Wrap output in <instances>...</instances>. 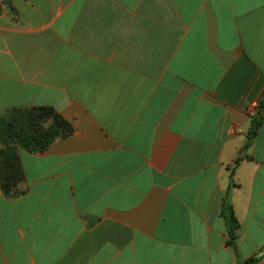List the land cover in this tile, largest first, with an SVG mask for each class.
I'll use <instances>...</instances> for the list:
<instances>
[{"label":"crops","instance_id":"0c3cea01","mask_svg":"<svg viewBox=\"0 0 264 264\" xmlns=\"http://www.w3.org/2000/svg\"><path fill=\"white\" fill-rule=\"evenodd\" d=\"M254 104L264 112V0H0V117L51 106L73 126L20 150L18 196L0 174V264L261 254Z\"/></svg>","mask_w":264,"mask_h":264},{"label":"trees","instance_id":"16d2710c","mask_svg":"<svg viewBox=\"0 0 264 264\" xmlns=\"http://www.w3.org/2000/svg\"><path fill=\"white\" fill-rule=\"evenodd\" d=\"M263 108V105L261 106ZM253 117L249 142L253 141L264 120V112ZM72 124L54 107L31 106L10 108L0 117V174L1 187L7 197H16L22 192L19 184L24 181L20 150L31 153L45 151L53 142L72 134ZM229 244H235L236 230L240 224L232 207H228ZM264 258L261 254L242 260L238 264H256Z\"/></svg>","mask_w":264,"mask_h":264},{"label":"built area","instance_id":"2783aa9c","mask_svg":"<svg viewBox=\"0 0 264 264\" xmlns=\"http://www.w3.org/2000/svg\"><path fill=\"white\" fill-rule=\"evenodd\" d=\"M259 111H260V106L254 104L252 106V109H250V114L252 115V117H255V116H257L259 114Z\"/></svg>","mask_w":264,"mask_h":264},{"label":"water","instance_id":"95a60500","mask_svg":"<svg viewBox=\"0 0 264 264\" xmlns=\"http://www.w3.org/2000/svg\"><path fill=\"white\" fill-rule=\"evenodd\" d=\"M6 2H7V0H6Z\"/></svg>","mask_w":264,"mask_h":264}]
</instances>
